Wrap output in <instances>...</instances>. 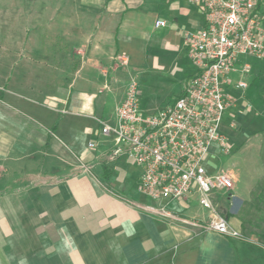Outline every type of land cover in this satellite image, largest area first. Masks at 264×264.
I'll return each instance as SVG.
<instances>
[{
  "label": "crops",
  "instance_id": "1",
  "mask_svg": "<svg viewBox=\"0 0 264 264\" xmlns=\"http://www.w3.org/2000/svg\"><path fill=\"white\" fill-rule=\"evenodd\" d=\"M81 1L93 2V8L68 12L61 43L49 42L42 58L32 51L39 46L30 39L20 43L22 52L9 63L10 72L0 73V264H234L243 240L202 228L209 213L197 194L160 201L186 222L157 216L146 207L159 202L138 189L139 175L132 179L120 158L108 162L104 152L79 151L74 140L63 139L72 127L68 119L42 114H89L110 97L116 113L125 97L133 54H148V45L141 43L146 30L164 28L168 21L161 15L165 12H145V0ZM190 5L191 12H174L172 27L182 21L189 27L186 33L202 27L199 9ZM150 15L151 25L145 21ZM157 20L165 25L156 26ZM49 32L54 33L52 27ZM186 33L180 44H168L183 52L188 64L178 95L195 72ZM245 62L252 66L249 73L241 70ZM23 64H44V76L36 77L31 68L27 72ZM254 71L264 74V64L246 55L228 74L223 90L234 103L224 115L233 120L244 117V109H264V86L256 88L264 84L255 81L250 87ZM33 80H45L48 89L32 87ZM239 81L246 87L238 88ZM22 85L34 88L35 96L18 91ZM261 116L255 114L264 127ZM256 182L246 197H232L226 205L217 204L212 193L216 206L224 209L235 200L241 207ZM226 216L237 225L236 216ZM191 220L199 225L188 223Z\"/></svg>",
  "mask_w": 264,
  "mask_h": 264
},
{
  "label": "built area",
  "instance_id": "2",
  "mask_svg": "<svg viewBox=\"0 0 264 264\" xmlns=\"http://www.w3.org/2000/svg\"><path fill=\"white\" fill-rule=\"evenodd\" d=\"M186 1L199 9L203 23L198 31L185 34L194 74L184 81L182 93L156 114L140 109L137 86L130 83L116 108V126H102V134L113 135L114 143L103 157L111 162L123 154L141 168L138 189L159 202L146 207L157 216L186 222L160 201L197 194L199 205L209 213L200 226L242 239L212 195L215 190H231L233 175L227 170L210 173L204 163L211 153L226 155L231 151L232 146L219 128L234 98L223 87L240 56L264 59V25L259 6L264 0ZM163 25L164 20L156 21V26ZM120 59L125 62V58ZM249 68L248 63H242L243 73ZM236 86L244 88L246 83L239 81ZM229 126L233 128L234 124ZM88 146L94 148L95 144ZM188 223L199 225L195 220Z\"/></svg>",
  "mask_w": 264,
  "mask_h": 264
},
{
  "label": "rangeland",
  "instance_id": "3",
  "mask_svg": "<svg viewBox=\"0 0 264 264\" xmlns=\"http://www.w3.org/2000/svg\"><path fill=\"white\" fill-rule=\"evenodd\" d=\"M88 5L90 9L93 8V2L83 4L81 0H0V63L2 60L4 62V65H0V73L10 72L8 71L11 68L9 63L14 62L18 55L17 52H22L19 51L20 43L28 44L31 41V43L37 44L39 49L32 51L37 52L36 55L40 58L45 57L43 53L47 50L49 42L52 41L56 45L61 43V31L67 27L64 18L68 12H86ZM191 8L192 5L186 0H145V12H165L161 15L168 20L164 28L149 27L146 30V39L141 40V43L144 46L148 45V54L144 55L142 51H140L141 54L134 53L128 66V86L132 82L136 84L139 107L147 114H156L160 108L179 94L188 64L185 61V54L168 44H180L185 31L189 29L184 21L178 22L176 26H171L174 12H191ZM260 11L264 25V2ZM152 19L153 15H150L145 21L151 25ZM51 27L54 33L49 32ZM28 35L30 38L27 39ZM255 59L261 65L264 64V59ZM248 64L250 68L247 73L252 67L250 63ZM29 66L23 64L21 68L27 72L31 68L36 73V77L44 76V69H46L44 64ZM246 76L243 75V77ZM250 76H252L250 87L255 86V81L264 84L262 72L257 75L254 71ZM70 77L72 78L73 74ZM29 82L22 80L24 84H29ZM31 82L32 87H38L43 91L49 87V83L45 80ZM261 86L264 85L256 86L258 91H261ZM16 88L25 95L35 96L33 92H37L34 88L31 90L25 85ZM101 90L104 91V94H108L107 88ZM112 100V97L108 98L104 107L97 106L94 112L89 114L62 115L54 112L51 114L43 112L42 114L52 115L59 120L61 118L68 119L72 127L63 135V139L74 140L79 151L96 154L107 153L114 147L113 135L106 136L102 134L101 129L104 124L116 126V113ZM257 112L264 118V109L257 111L254 107L251 112L244 109L242 111L244 117L239 116L236 120L225 114L219 132L232 146L231 151L226 155L211 153L204 163V167L210 170V173L227 170L234 176V185L231 190L213 191L217 204L226 205L232 197L243 199L247 196V191H250L252 183L258 180L244 205L240 207L239 203L233 200L229 207L219 208L228 216L237 217V225H233L231 222L230 224L243 236L241 240L239 239V241L243 240L241 242L243 246L238 248L234 264H264V127L262 126L263 119L255 118ZM230 123L234 124L233 128L229 126ZM89 143L95 144V147L90 148ZM118 158L122 162V168L133 177L132 179L140 176L141 168L137 164L127 162V157L123 154ZM244 240L248 242H244Z\"/></svg>",
  "mask_w": 264,
  "mask_h": 264
},
{
  "label": "trees",
  "instance_id": "4",
  "mask_svg": "<svg viewBox=\"0 0 264 264\" xmlns=\"http://www.w3.org/2000/svg\"><path fill=\"white\" fill-rule=\"evenodd\" d=\"M259 6H261V5L259 4Z\"/></svg>",
  "mask_w": 264,
  "mask_h": 264
}]
</instances>
